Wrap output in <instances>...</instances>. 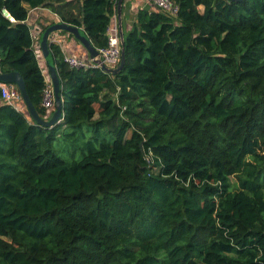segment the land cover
<instances>
[{"label": "trees", "instance_id": "trees-1", "mask_svg": "<svg viewBox=\"0 0 264 264\" xmlns=\"http://www.w3.org/2000/svg\"><path fill=\"white\" fill-rule=\"evenodd\" d=\"M172 1L135 12L116 74L51 42L52 127L0 89V264H264V0ZM38 7L98 50L117 0H0V72L43 116Z\"/></svg>", "mask_w": 264, "mask_h": 264}, {"label": "water", "instance_id": "water-1", "mask_svg": "<svg viewBox=\"0 0 264 264\" xmlns=\"http://www.w3.org/2000/svg\"><path fill=\"white\" fill-rule=\"evenodd\" d=\"M233 1H237V0H233ZM122 4H123V0H117L116 14L119 17L121 13ZM33 27L34 26L32 25L31 28ZM118 27H119V39L121 45V56L119 63L113 68L106 66L101 61V58L98 56V51L91 45L84 30L79 27L64 23L62 21H58L49 25L40 32L38 37L39 51L47 67L48 75L50 77V82L53 90V97H54V109H52V111L47 116L46 115L40 116L37 113L36 109L34 108L32 102L28 97L24 80L19 72L17 71L0 72V83L14 84L18 88L22 102L24 103V106L30 118L41 126L47 128L52 127L53 125L61 121L62 113H61V97H60V80L57 76L53 59L50 53V44L52 42L51 40H49L50 34L61 30L70 33L87 50L89 58L94 59V62L98 64V67L101 70H103L108 74H116L122 69L124 65V34L122 32V28L120 24Z\"/></svg>", "mask_w": 264, "mask_h": 264}, {"label": "built area", "instance_id": "built-area-1", "mask_svg": "<svg viewBox=\"0 0 264 264\" xmlns=\"http://www.w3.org/2000/svg\"><path fill=\"white\" fill-rule=\"evenodd\" d=\"M152 8L160 9L161 11L168 12L170 14L176 15L178 7L172 0H145ZM116 15H114L113 22L109 25L107 30L108 35V45L106 47L98 49V56L101 61L108 67H115L120 60L121 56V45L119 39L118 26L116 24ZM41 30V29H39ZM35 35L38 36L39 33L36 32ZM49 40L57 44L61 48V37L55 35V32L50 34ZM62 50V49H61ZM64 61L70 67H84L93 68L98 67V64L94 62V59H90L85 56H78L72 53H66L62 51ZM0 89L2 93V98L7 100V102L13 106L19 107L22 102L21 96L19 94L18 88L14 84H4L0 83ZM42 106L46 109V116L52 111L54 106V97L51 82L46 79V85L42 92Z\"/></svg>", "mask_w": 264, "mask_h": 264}, {"label": "crops", "instance_id": "crops-1", "mask_svg": "<svg viewBox=\"0 0 264 264\" xmlns=\"http://www.w3.org/2000/svg\"><path fill=\"white\" fill-rule=\"evenodd\" d=\"M144 7L152 8L145 0H123L120 17L117 16L116 14V18H115L117 26H119V24L121 25L123 34L126 33L131 28V24L135 16V12L139 8H144ZM58 21H59L58 17L46 7H38L31 9L29 11V16L27 19V22L30 24V27L33 25L34 26L33 28H37V27L40 28L49 23L58 22ZM118 31H119V27H118ZM55 35L61 37L62 51L66 53L70 52L74 55H78L82 57L85 56L89 57L88 52L70 33L68 32L63 33L60 31H56ZM32 36L34 38L35 47H37L36 54L39 59V64L42 67L39 57L40 52L38 50L39 43L37 42V36L35 35V32H32ZM46 69L47 67L45 69L42 68V71L43 70L45 71V72L43 71L45 74V78L47 79L48 82H50V77L48 76V73H46L47 72ZM22 108L23 105H19L18 109L23 110Z\"/></svg>", "mask_w": 264, "mask_h": 264}, {"label": "rangeland", "instance_id": "rangeland-1", "mask_svg": "<svg viewBox=\"0 0 264 264\" xmlns=\"http://www.w3.org/2000/svg\"><path fill=\"white\" fill-rule=\"evenodd\" d=\"M40 28H41V27H40ZM39 57H40V63H41V65H42V68L45 69V68H46V65H45V62H44L43 57L41 56V53H40ZM43 71H44V70H43ZM46 71H47V69H46ZM44 72H45V71H44ZM46 73H48V71H47ZM48 76H49V75H48ZM22 109H24V105H23V108H22ZM231 180H232V182H235V178H234V177H232Z\"/></svg>", "mask_w": 264, "mask_h": 264}]
</instances>
